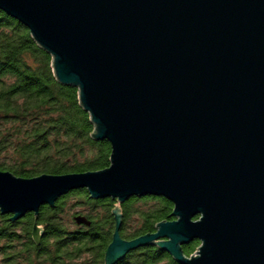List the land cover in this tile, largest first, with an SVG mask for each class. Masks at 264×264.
I'll list each match as a JSON object with an SVG mask.
<instances>
[{"label": "water", "instance_id": "obj_1", "mask_svg": "<svg viewBox=\"0 0 264 264\" xmlns=\"http://www.w3.org/2000/svg\"><path fill=\"white\" fill-rule=\"evenodd\" d=\"M0 10L51 55L92 137L111 147L100 171H0L1 214H37L74 190L163 197L174 219L131 241L115 232L106 264L144 244L181 264H264V0H0ZM41 234L34 225L37 245Z\"/></svg>", "mask_w": 264, "mask_h": 264}, {"label": "trees", "instance_id": "obj_2", "mask_svg": "<svg viewBox=\"0 0 264 264\" xmlns=\"http://www.w3.org/2000/svg\"><path fill=\"white\" fill-rule=\"evenodd\" d=\"M51 55L29 30L0 10V171L21 178L100 171L110 165V143L92 137L94 125L78 89L57 81ZM163 197L132 196L122 203L70 191L37 214L18 220L0 213V264H106L113 234L124 241L152 234L171 221ZM84 216L89 226L77 224ZM36 225L40 243L32 239ZM200 242L180 245L185 257ZM109 264H181L158 246L144 244Z\"/></svg>", "mask_w": 264, "mask_h": 264}]
</instances>
